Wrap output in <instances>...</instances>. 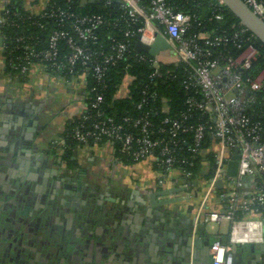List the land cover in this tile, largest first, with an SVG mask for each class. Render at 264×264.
Returning <instances> with one entry per match:
<instances>
[{
	"label": "built area",
	"instance_id": "2783aa9c",
	"mask_svg": "<svg viewBox=\"0 0 264 264\" xmlns=\"http://www.w3.org/2000/svg\"><path fill=\"white\" fill-rule=\"evenodd\" d=\"M85 1L81 0V3ZM116 1L139 24L135 31L127 29L122 40L114 41L111 46L113 52L88 46L90 40L95 43L94 30L102 22L100 16L68 13L64 9L51 7V0H46L39 10L29 12L40 17L73 19L68 27L53 30L43 48L35 50L31 44H24L26 53L20 57L18 64L11 66L24 74L37 60L53 73L63 72L67 76L77 74L84 81L92 76L102 81L108 67L123 59L129 51L132 34H136V41L139 39L146 44H151L155 34H159L167 42V50L173 59L164 61L158 58L161 50L152 55L151 82L141 90L142 95L135 104L134 112L127 111L117 120L100 107L104 103L103 93L93 90L94 95L86 97L80 113L88 122L75 125L72 136L79 143L76 148L93 146L91 142L97 145L117 142L118 159L123 160L120 155L134 162L151 159L165 171L175 170L182 162L191 165L201 157L204 162L200 172L207 173L206 178L199 173L191 179L190 170L177 171L182 178V186L186 188L185 195L199 198L195 205L196 224L199 220L205 223L229 220L232 223L229 242L215 240L209 249L213 264H232L231 245L238 222L263 224L264 130L257 124L248 125V118L243 113L256 101L257 92L264 90V66L253 74L246 73L260 55L251 41L253 35L250 33L246 38L247 43L237 55L213 58L211 51L185 39L184 34L192 23L189 14L174 10L163 0ZM216 1L219 7L225 6L221 0ZM244 1L264 20L262 1ZM4 23L5 18L1 14L0 25ZM243 29L247 30L244 26ZM135 51L141 53L139 59L146 58L142 52H147ZM166 64L176 67L183 65L181 71L177 72L184 90L183 108L176 111L169 99L160 96L156 89L159 80L165 81L177 75L174 68L164 69ZM128 68L129 64H126L122 69L123 85L127 87L136 79ZM179 144L186 145L187 155L180 153ZM209 154L214 159L212 169L208 171L206 158ZM233 154H239L237 173L228 176L226 163ZM246 179L250 180L251 188L244 192ZM218 180H222L224 186L217 190L215 183ZM214 192L227 198L228 206L223 212L206 210L207 200ZM236 210H241L245 216L256 215L259 218L236 220Z\"/></svg>",
	"mask_w": 264,
	"mask_h": 264
},
{
	"label": "crops",
	"instance_id": "0c3cea01",
	"mask_svg": "<svg viewBox=\"0 0 264 264\" xmlns=\"http://www.w3.org/2000/svg\"><path fill=\"white\" fill-rule=\"evenodd\" d=\"M23 1L34 12L46 0ZM7 2L0 0V16ZM82 86L81 78L67 79L39 63L20 78L8 71L0 43V168L4 169L0 173L9 182L14 177L17 191L34 199V216L44 214L47 234L50 226L60 223L62 238L55 237V242L66 251L60 264H72L76 258L78 264H213L204 246L213 240L229 242L232 223L196 224L199 198L185 192L158 194L182 186L177 170L166 175L151 159L120 160L112 143L74 148L75 167L51 153L53 148L61 152L66 122L83 109ZM126 89L120 86L114 97ZM57 175H64L68 186L84 190L82 194L74 189L79 200L71 196L59 200L61 194L54 187ZM244 187V192L251 188L249 179ZM154 192L158 201L185 197L153 205L149 195ZM226 206L227 198L214 192L206 210L223 212ZM236 229L232 264H264V220L262 226L240 221ZM194 235L202 247L194 246ZM68 255H73L71 262Z\"/></svg>",
	"mask_w": 264,
	"mask_h": 264
},
{
	"label": "trees",
	"instance_id": "16d2710c",
	"mask_svg": "<svg viewBox=\"0 0 264 264\" xmlns=\"http://www.w3.org/2000/svg\"><path fill=\"white\" fill-rule=\"evenodd\" d=\"M163 1L174 10L187 13L192 17V23L184 34L185 39L200 48L211 51L213 58L222 59L224 56H235L247 43L246 38L250 35V32L243 29V26L239 24V20L225 6H222V8L219 7L216 0ZM260 1L264 3V0ZM51 5L53 8L64 9L68 13H74L79 16L91 14L100 16L102 22L94 30V35L96 36L95 43L90 40L88 46L104 52H113L111 46L114 41L122 40L124 38V32L127 29L135 31L139 24L127 15L116 0H86L84 4L81 3V0H51ZM5 10L7 11L5 12ZM218 15L221 17H218ZM2 16L5 18V23L0 25V35L3 38L6 66L8 71L17 74L22 79L27 75L29 69L26 73L21 74L11 64H18L20 57L22 58L26 53L23 45L26 43L31 44L35 50L43 48L47 44L48 35L53 30L68 27L70 20L73 19H68L67 17H63L62 19L59 17L48 18L34 15L24 7L23 0H8L5 9L2 11ZM20 37H22V40H19ZM130 38L131 45L129 51L123 59L108 67L104 80L97 81L94 77L88 76L85 81L83 80L82 86L85 100L87 96H93L95 92L103 93L104 103L100 107L114 115L117 120H120L127 111H133L135 104L142 95L141 90L144 85L151 82L150 74L152 67L150 66V60L153 56L142 52L146 58L144 60L139 59L138 55L141 53H137L134 50V44L137 39L136 34H132ZM208 41L213 43L209 44ZM251 41L260 52V55L253 62L250 70L246 71V73L253 74L264 66V45L254 36H252ZM35 61L34 63H37V60ZM126 64H129L128 70L130 73L136 75V79L127 87L126 92L114 97L119 92L120 86L123 85L122 69ZM182 66L181 64L179 67L166 64L163 68H174L175 73H177L181 71ZM46 70L48 69L46 68ZM56 74L67 79L73 77L79 78L77 74L73 73L68 76L63 72ZM178 75L179 73L174 78H166L165 81L159 80L156 87L160 96H165L169 99L174 111L183 108L182 96L184 90L181 87V81ZM110 103L111 106H109ZM243 113L248 118V125L257 124L264 130V90L257 92L256 101L245 108ZM87 122L88 120H84L82 115L69 119L65 124L63 134L64 144L61 147V152L59 153V149L53 148L50 150L51 153L65 160L72 167H75L71 156L73 149L79 143L73 138L72 129L77 124H86ZM112 144L114 145L116 154L119 155L117 142ZM91 145L96 146L97 144L91 142ZM179 148L181 154L187 155V147L185 144H179ZM120 156L124 161L134 162L122 155ZM213 159L212 154H209L206 158L208 171L212 169ZM202 162L204 160L201 157L194 160V163L191 165L182 162L179 167H177L179 164L175 167V170H190L192 173L191 179L200 174L202 178H206L207 173L200 172ZM164 172L166 175L170 173V171L165 170ZM244 217L245 214L241 210H236V220ZM261 218L264 220V210H262Z\"/></svg>",
	"mask_w": 264,
	"mask_h": 264
},
{
	"label": "flooded vegetation",
	"instance_id": "af4514ba",
	"mask_svg": "<svg viewBox=\"0 0 264 264\" xmlns=\"http://www.w3.org/2000/svg\"><path fill=\"white\" fill-rule=\"evenodd\" d=\"M0 170L4 171L1 168ZM57 179L58 184L54 187L61 194L58 195L61 202L64 197L70 196V199L79 200V196L75 193L83 194L82 188L76 185L74 187V184H71L72 187L68 186L64 175H57ZM17 190L14 177L9 182L4 178L3 173H0V264H7L10 261L11 264H55L49 259L57 257L61 262L62 258H65V250L55 242L58 237L62 238V233L59 232L60 223L58 222L59 225L55 227L50 226L47 234L44 214L34 216L32 209L35 204L34 199L32 200L28 195L23 196V191ZM41 202L42 200L38 201ZM4 241H8L6 245L3 244ZM11 244L14 245L13 254L8 252ZM42 246H47L46 250L48 249L49 252H45ZM72 256H67L69 262ZM74 256L78 257L77 254ZM77 261L76 258L72 264H78Z\"/></svg>",
	"mask_w": 264,
	"mask_h": 264
},
{
	"label": "water",
	"instance_id": "95a60500",
	"mask_svg": "<svg viewBox=\"0 0 264 264\" xmlns=\"http://www.w3.org/2000/svg\"><path fill=\"white\" fill-rule=\"evenodd\" d=\"M221 1L225 5V7L231 13H233V15L239 20L240 24H242L257 40L261 42L262 45H264V20L260 18L244 0H221ZM2 41L3 39L2 37H0V43H2ZM168 47L169 46L167 42L157 33L155 34V39L151 44L143 43L138 39L134 46L135 50L144 51L149 53L150 55H155L156 52H158L159 50H165ZM238 158H239V154H233L231 158L227 161L226 174L228 176L236 175L238 168ZM223 186L224 183L222 180H218L215 183V188L217 190L221 189ZM185 190L186 188L184 186H179V187H171V188L163 189L157 193L162 195H168V194H177L180 192H184ZM155 195H156L155 192L150 193L149 195L150 203L153 205H163V204L182 200L185 197V196L184 197L179 196L175 198H167L158 201L156 200ZM258 218L259 217L256 215H249L245 218V220H255ZM192 238H194L193 239L194 246L202 247V241L200 239H195V235ZM214 241L215 240H213L208 245L204 246L205 250L209 251ZM234 247L236 246L232 243L233 258H234V254H233ZM209 260L212 262L210 253H209Z\"/></svg>",
	"mask_w": 264,
	"mask_h": 264
},
{
	"label": "rangeland",
	"instance_id": "374dc122",
	"mask_svg": "<svg viewBox=\"0 0 264 264\" xmlns=\"http://www.w3.org/2000/svg\"><path fill=\"white\" fill-rule=\"evenodd\" d=\"M157 57L160 58L161 60H164V61H172V59H173V56H171V54L169 53V51H168L167 49H165V50H161L160 53L157 55ZM25 225H26V224H25ZM7 242H8V241H4L3 244L6 245ZM13 246H14V245L11 244V245L9 246V248H8V252H9L10 254H13ZM42 248L44 249L45 252H49V251H47L48 249L46 250L47 246H46V247H43V246H42ZM65 252H66V251H65ZM67 252H68V251H67ZM53 259H54V260H53ZM6 260H7V258H6ZM49 260H50V261H54L55 264H57V263L59 264V263H60V261H59L60 258H59V257H57L56 259H55V258H52V259L50 258ZM7 261H9V260H7ZM1 263H3V262H1ZM7 264H11V261L8 262Z\"/></svg>",
	"mask_w": 264,
	"mask_h": 264
},
{
	"label": "bare ground",
	"instance_id": "6f19581e",
	"mask_svg": "<svg viewBox=\"0 0 264 264\" xmlns=\"http://www.w3.org/2000/svg\"><path fill=\"white\" fill-rule=\"evenodd\" d=\"M238 234H239V231H237V229H236L234 232V235L236 236V238L239 236Z\"/></svg>",
	"mask_w": 264,
	"mask_h": 264
}]
</instances>
